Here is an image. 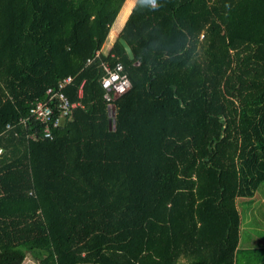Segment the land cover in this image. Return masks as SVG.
I'll return each mask as SVG.
<instances>
[{
    "label": "trees",
    "instance_id": "trees-1",
    "mask_svg": "<svg viewBox=\"0 0 264 264\" xmlns=\"http://www.w3.org/2000/svg\"><path fill=\"white\" fill-rule=\"evenodd\" d=\"M124 2L0 0V264H234L264 182V0H135L104 52ZM104 61L130 82L112 101ZM68 76L80 105L44 137L29 109Z\"/></svg>",
    "mask_w": 264,
    "mask_h": 264
},
{
    "label": "built area",
    "instance_id": "built-area-1",
    "mask_svg": "<svg viewBox=\"0 0 264 264\" xmlns=\"http://www.w3.org/2000/svg\"><path fill=\"white\" fill-rule=\"evenodd\" d=\"M108 49L106 50V52ZM98 53H96L97 55ZM110 57H114L110 54ZM90 60H87L89 62ZM102 69L105 74L100 78L102 88L105 90L104 98L107 101H112L119 95L126 92L130 87L128 76L124 72L123 65L116 61L112 66L104 61L101 63ZM71 77H65L58 82L56 89L48 88L46 90V100H37L30 107L29 112L33 115L34 119L44 125L43 136L51 138L49 127H57L65 119H69L71 111L79 106L77 101H70L63 93V88L71 82ZM78 96L81 95V89H78ZM56 101L54 105H50V102ZM112 104L108 105V109ZM110 111V110H109ZM9 126L7 125L6 128ZM3 153L2 147H0V155ZM37 264V263H35Z\"/></svg>",
    "mask_w": 264,
    "mask_h": 264
},
{
    "label": "crops",
    "instance_id": "crops-1",
    "mask_svg": "<svg viewBox=\"0 0 264 264\" xmlns=\"http://www.w3.org/2000/svg\"><path fill=\"white\" fill-rule=\"evenodd\" d=\"M117 33L118 31H115L113 27L108 36L110 42L113 41ZM107 45L110 46L111 43ZM254 198L242 201L244 203L241 205L243 206L242 210L239 207L241 225L239 241L234 254V264H238V262L240 264H264V193L258 200ZM252 256H255L256 259H249Z\"/></svg>",
    "mask_w": 264,
    "mask_h": 264
},
{
    "label": "rangeland",
    "instance_id": "rangeland-1",
    "mask_svg": "<svg viewBox=\"0 0 264 264\" xmlns=\"http://www.w3.org/2000/svg\"><path fill=\"white\" fill-rule=\"evenodd\" d=\"M135 0H125L120 12L118 13L117 15V18H116V21H115V24H114V30L115 31H119L130 8L132 7V5L134 4ZM111 43L110 42V39H107L104 47H103V51H105L108 47L107 44ZM264 193V182H262L259 186V188L257 189V191L255 192V195H254V199L255 200H258L259 197H261V194ZM248 200V199H247ZM241 206V204L239 205ZM246 206V204H245ZM240 210H242V207H240ZM249 259H252V260H255V256H252V257H249ZM22 264H35V262L29 257L27 256L26 259H24V261L22 262ZM238 264H240V262H238Z\"/></svg>",
    "mask_w": 264,
    "mask_h": 264
},
{
    "label": "water",
    "instance_id": "water-1",
    "mask_svg": "<svg viewBox=\"0 0 264 264\" xmlns=\"http://www.w3.org/2000/svg\"><path fill=\"white\" fill-rule=\"evenodd\" d=\"M119 42L121 43V45H122L127 57L129 59H133L134 55H133V52H132L130 46L128 45V43L123 38H119ZM109 110H110V113H111V115L113 117L114 114H115L114 106L112 105Z\"/></svg>",
    "mask_w": 264,
    "mask_h": 264
},
{
    "label": "clouds",
    "instance_id": "clouds-1",
    "mask_svg": "<svg viewBox=\"0 0 264 264\" xmlns=\"http://www.w3.org/2000/svg\"><path fill=\"white\" fill-rule=\"evenodd\" d=\"M146 3L150 5L153 9L158 7L156 0H146Z\"/></svg>",
    "mask_w": 264,
    "mask_h": 264
}]
</instances>
